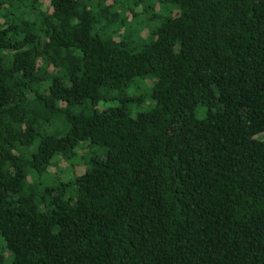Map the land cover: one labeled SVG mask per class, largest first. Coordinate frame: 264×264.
I'll use <instances>...</instances> for the list:
<instances>
[{"label":"trees","instance_id":"1","mask_svg":"<svg viewBox=\"0 0 264 264\" xmlns=\"http://www.w3.org/2000/svg\"><path fill=\"white\" fill-rule=\"evenodd\" d=\"M0 264H264V0H0Z\"/></svg>","mask_w":264,"mask_h":264},{"label":"rangeland","instance_id":"2","mask_svg":"<svg viewBox=\"0 0 264 264\" xmlns=\"http://www.w3.org/2000/svg\"><path fill=\"white\" fill-rule=\"evenodd\" d=\"M139 27V26H137ZM134 27V28H137ZM144 34V32H142ZM152 85V80L149 78H135L130 83L126 89L127 96L131 99H137L133 102H129L128 106L132 110V113L136 111L146 110L147 108L152 106V99L149 97V93L151 91L150 87ZM140 98V101L139 99ZM133 99V100H134ZM116 102V101H114ZM113 102H100L99 107L111 105ZM64 168V167H61ZM65 169V168H64ZM71 174V170L68 169V172L64 171L60 176L67 177Z\"/></svg>","mask_w":264,"mask_h":264}]
</instances>
